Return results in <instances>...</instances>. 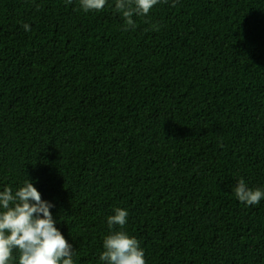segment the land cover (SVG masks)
Instances as JSON below:
<instances>
[{"label": "trees", "instance_id": "1", "mask_svg": "<svg viewBox=\"0 0 264 264\" xmlns=\"http://www.w3.org/2000/svg\"><path fill=\"white\" fill-rule=\"evenodd\" d=\"M114 5L0 0V191L29 179L74 264H104L117 207L146 264H264V198L234 193L264 190V0H160L128 31Z\"/></svg>", "mask_w": 264, "mask_h": 264}, {"label": "clouds", "instance_id": "2", "mask_svg": "<svg viewBox=\"0 0 264 264\" xmlns=\"http://www.w3.org/2000/svg\"><path fill=\"white\" fill-rule=\"evenodd\" d=\"M72 0H67L71 3ZM108 0H79L84 12L102 11ZM166 3L167 0H164ZM160 0H115V11L124 19L125 31L135 29L134 15L146 17ZM175 0H173V6ZM30 30L28 24L23 25ZM236 198L248 206L259 204L264 190L250 188L243 178L234 187ZM51 202L28 179L17 190L4 187L0 191V264H13L18 252V264H74V250L59 228L50 209ZM128 211L117 207L107 217L109 234L103 238L100 260L104 264H146L144 249L135 236L124 229ZM118 226V228L116 227Z\"/></svg>", "mask_w": 264, "mask_h": 264}]
</instances>
